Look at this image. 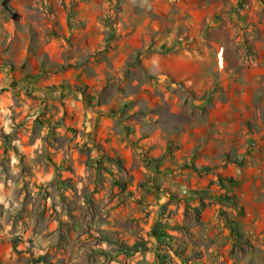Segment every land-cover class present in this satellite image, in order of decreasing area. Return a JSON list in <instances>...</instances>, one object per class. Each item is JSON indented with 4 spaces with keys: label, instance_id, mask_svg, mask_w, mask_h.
<instances>
[{
    "label": "rangeland",
    "instance_id": "obj_1",
    "mask_svg": "<svg viewBox=\"0 0 264 264\" xmlns=\"http://www.w3.org/2000/svg\"><path fill=\"white\" fill-rule=\"evenodd\" d=\"M87 1L0 0V264H264V0Z\"/></svg>",
    "mask_w": 264,
    "mask_h": 264
},
{
    "label": "crops",
    "instance_id": "obj_2",
    "mask_svg": "<svg viewBox=\"0 0 264 264\" xmlns=\"http://www.w3.org/2000/svg\"><path fill=\"white\" fill-rule=\"evenodd\" d=\"M197 1L204 2V0H197ZM131 6L132 5L130 4V2H128V4L125 6L126 9L124 8L123 12L120 15L121 19L125 21H132V22L136 20L135 19L136 16L134 15V13L132 11H129L132 8ZM83 7H84V11L81 15V18L86 20L87 27L84 30H82L79 34H77V36L80 37L82 33L84 32H91V29L94 28L98 30V35L96 36L95 39L96 41L101 42V39H102L101 30L103 29V26L99 20V14L101 12L102 2L100 0H89L83 5ZM64 21H65V18H64ZM63 22H61V26L64 29L65 25ZM257 24L260 25L261 33L264 36V22L257 23ZM191 25H192V22H191ZM156 28L157 27L155 26V29ZM139 31H140L139 29H134V30L127 29V33L123 32L121 34L120 33L118 34L119 48L121 45V48H120L121 50L119 52L117 62L115 63L117 66L119 65L122 66V64H124L125 61L124 59H120V58H124L127 51L130 52L132 48H135L137 46V41H139L140 38L135 39V37L137 36V34H139L138 33ZM131 32H133V35L131 34ZM125 35H126V38H125ZM83 45L87 46L84 49V52H88V50H91L93 48V45H91L90 42L88 41H84L80 44V46H83ZM88 45H91V46H88ZM50 49H60L61 50V45L59 42L56 41L55 38L51 39V42H49L45 46V50L49 51V53H50ZM262 55L264 56V51ZM104 56L105 55H103L102 61L99 64L94 65L91 62H89L86 64L87 67H90L92 65V67L95 68V70L97 71H100V70L105 71V69L109 70L108 66L110 62L112 61V63H114V60H113L114 54L112 51L109 50V53L107 54V56L106 57ZM221 56L222 55L219 54L220 60L222 59ZM262 65L264 68V61L262 62ZM79 70L81 69H78V71ZM79 78H84V77L79 76ZM85 80H87V77L85 78ZM104 80H105V75L103 74L102 82ZM253 82L254 81H251L252 84H254ZM217 105H219V110H218L219 113L223 112L224 113L223 117L228 118L230 120H233L234 118H235L234 120L240 119V117H238V112H241V113L243 112V114H247L246 116H250L248 115L249 113L247 111H244V105L246 104H244L243 102L229 101V103L225 105L219 102ZM262 150L264 151V144H262ZM247 164H248V169H250L249 177L247 176V179H248L247 184H249V191L246 197H243V196L241 197H242L243 203L245 204L247 215L252 217L254 223L256 224V223L261 222L262 219L264 221V187L259 186L261 182L264 181V154H262L261 156L256 155L253 158V160L248 161Z\"/></svg>",
    "mask_w": 264,
    "mask_h": 264
},
{
    "label": "trees",
    "instance_id": "obj_3",
    "mask_svg": "<svg viewBox=\"0 0 264 264\" xmlns=\"http://www.w3.org/2000/svg\"><path fill=\"white\" fill-rule=\"evenodd\" d=\"M231 199H232L233 201H236V198H235V197H233V196H231Z\"/></svg>",
    "mask_w": 264,
    "mask_h": 264
}]
</instances>
